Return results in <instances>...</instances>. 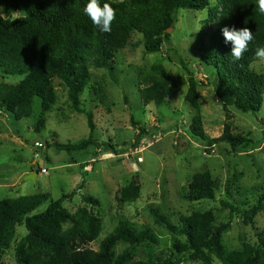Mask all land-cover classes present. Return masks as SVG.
Segmentation results:
<instances>
[{"label":"trees","instance_id":"1","mask_svg":"<svg viewBox=\"0 0 264 264\" xmlns=\"http://www.w3.org/2000/svg\"><path fill=\"white\" fill-rule=\"evenodd\" d=\"M88 2L0 0V69L8 76L24 77L18 84L0 83V115L8 113L18 121L29 119L39 98L42 111L37 126L44 128L47 114L54 111L58 101L55 88L58 79L67 89L71 112L86 116L90 135L78 144L54 141L52 145L58 151L69 153L91 146L101 154L114 153L113 144L96 139L93 112L81 108V97L89 89L102 106L111 110L106 80L95 81L92 69L108 68L116 54L130 46L135 33L146 39L147 53L161 52L163 45L171 40L167 30L176 25L181 10L206 9L209 13L200 31V52L204 61L216 69L219 103L243 113H257L262 109L264 75L252 69L259 61L255 57L256 48L264 47V14L259 12L257 0H220L213 8L210 0H98L101 7L109 3L116 10L110 33L101 32L84 14ZM17 12H20L19 19L13 15ZM226 26L247 27L253 32L254 39L240 61H233L232 45L225 43L221 29ZM179 63L189 76L187 102L196 111L188 129L191 137L204 145L207 153L221 142L229 143L234 149L256 146L252 139L233 134L229 122L221 137L208 138L197 93L200 82L183 59ZM139 81L145 106L154 103L159 107L172 95L174 87L162 67L141 70ZM133 125L136 127L137 123ZM138 133L136 145L144 137L154 135L155 130L141 128ZM46 145L50 147L47 141ZM79 188H83V183ZM220 189V181L211 172L197 173L188 185L187 197L193 203L215 202ZM75 195L76 192L57 201H52L48 193L0 200V264L2 254L14 243L20 225H25L28 234L17 247V264H179L175 252L187 253L189 261L200 264H214V258L222 264H264L263 238L258 243L247 242L242 250L232 253L227 252L223 242L235 218H240L247 227H255L257 217L264 210V195L248 210H240L229 200L221 201L223 210L229 211L230 220L219 225L213 211L181 216L177 225L155 212L157 223L177 238L168 256L149 255V259L143 261H133L128 251L116 257L115 249L121 243L130 247L157 245L159 240L152 230H137L121 223L95 251L89 245L101 235V220L85 209L74 218L63 204ZM137 197L139 188L133 185L124 190L122 201H133ZM83 200L95 203L92 198ZM48 202L45 212L32 215ZM68 223L72 225L67 227ZM31 249L34 254L30 253Z\"/></svg>","mask_w":264,"mask_h":264},{"label":"rangeland","instance_id":"2","mask_svg":"<svg viewBox=\"0 0 264 264\" xmlns=\"http://www.w3.org/2000/svg\"><path fill=\"white\" fill-rule=\"evenodd\" d=\"M219 2L210 0V7ZM208 13L209 9L181 10L176 25L167 30L171 40L163 45L161 52L147 53L146 39L135 33L130 46L119 51L108 68L92 69L95 81L106 80L111 110L102 106L89 89L81 97V108L93 112L96 139L113 144L114 153L101 154L94 146L69 153L52 145L54 141L78 144L90 135L86 116L71 112L67 89L58 79L55 80L58 101L54 111L47 114L44 128L37 126L42 111L39 98L29 119L18 121L11 114L2 113L0 200L48 193L52 201H57L76 192L63 206L74 218L85 209L101 220V235L89 245L95 251L121 223L137 230H152L159 240L157 245L130 247L121 243L116 247V257L128 251L133 261L148 260L149 255L166 257L173 248L177 236L157 223L155 212L177 225L181 216L213 211L219 225L230 220L229 211L223 210L221 201L229 200L240 210L254 207L264 195V104L257 113H243L219 103L216 69L204 61L200 52V31ZM181 59L200 82L197 93L208 138L221 137L229 122L233 134L252 139L256 146L234 149L229 143L221 142L207 153L206 147L191 137L188 129L196 111L186 99L189 76L179 63ZM155 66L163 68L174 88L163 105L145 106L139 75L141 70ZM252 69L264 75V62L257 61ZM23 78L8 76L0 69V83L18 84ZM133 122L137 123L136 127ZM141 128L155 133L136 145ZM39 137L49 142L50 147L43 142H37L43 144L42 148L36 147L33 142ZM206 171L220 181L221 189L215 202L193 203L187 197L188 185L195 174ZM133 185L139 188V197L122 201L124 190ZM86 197L95 203L85 202ZM48 204L32 215L45 212ZM71 225L68 223L67 227ZM27 234L25 225L17 227L16 239L2 254L1 264H17V247ZM261 238L264 239V210L257 217L255 227H247L240 218H235L223 242L227 252L232 253L242 250L247 242L258 243ZM30 253L34 254V249ZM188 258L187 253L175 252L179 264H200ZM214 264L222 263L214 258Z\"/></svg>","mask_w":264,"mask_h":264},{"label":"clouds","instance_id":"3","mask_svg":"<svg viewBox=\"0 0 264 264\" xmlns=\"http://www.w3.org/2000/svg\"><path fill=\"white\" fill-rule=\"evenodd\" d=\"M259 12L264 14V0H257ZM86 16L89 17L92 24L101 32L110 33L112 22L116 18V10L109 4L104 3L100 6L98 0H89L83 9ZM16 19L20 18V12L13 13ZM225 43H231V56L233 61H240L243 59V54L248 51L249 43L254 39L253 32L247 28H229L221 29ZM255 57L261 62H264V47H258L255 50Z\"/></svg>","mask_w":264,"mask_h":264},{"label":"water","instance_id":"4","mask_svg":"<svg viewBox=\"0 0 264 264\" xmlns=\"http://www.w3.org/2000/svg\"><path fill=\"white\" fill-rule=\"evenodd\" d=\"M37 142H43L44 144H46V141H44L42 138H37L34 142H33V144H35V143H37ZM29 179H31V180H35V178H34V176H29Z\"/></svg>","mask_w":264,"mask_h":264},{"label":"built area","instance_id":"5","mask_svg":"<svg viewBox=\"0 0 264 264\" xmlns=\"http://www.w3.org/2000/svg\"><path fill=\"white\" fill-rule=\"evenodd\" d=\"M36 147H38L39 149L40 148H42V146H43V144L42 143H36V145H35ZM37 157L39 158L40 156L39 155H37Z\"/></svg>","mask_w":264,"mask_h":264},{"label":"crops","instance_id":"6","mask_svg":"<svg viewBox=\"0 0 264 264\" xmlns=\"http://www.w3.org/2000/svg\"><path fill=\"white\" fill-rule=\"evenodd\" d=\"M36 162H34V164H35Z\"/></svg>","mask_w":264,"mask_h":264}]
</instances>
